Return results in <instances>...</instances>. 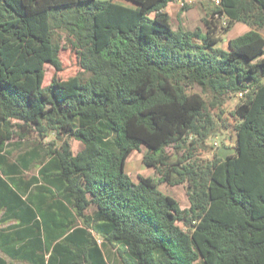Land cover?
<instances>
[{"label": "trees", "instance_id": "1", "mask_svg": "<svg viewBox=\"0 0 264 264\" xmlns=\"http://www.w3.org/2000/svg\"><path fill=\"white\" fill-rule=\"evenodd\" d=\"M171 1L0 0V209L6 189L25 224L42 216L0 228V264H264V0H203L206 31L175 29ZM237 22L253 28L219 46ZM60 31L87 77L45 85L47 64L62 70ZM239 93L234 151L203 158L213 108ZM53 135L25 152L41 168L23 201L3 153ZM143 146L155 174L134 180Z\"/></svg>", "mask_w": 264, "mask_h": 264}, {"label": "rangeland", "instance_id": "2", "mask_svg": "<svg viewBox=\"0 0 264 264\" xmlns=\"http://www.w3.org/2000/svg\"><path fill=\"white\" fill-rule=\"evenodd\" d=\"M233 28L234 27L232 26L228 31L220 33L221 41L218 44L219 46L225 47V48L229 47V45L223 42V39L224 37L229 36V34L232 35L233 33H235ZM56 39L60 43V46H61L60 58L62 61V70L57 71L53 66L47 64L46 65V69H47L46 78H45L44 84L48 85L51 82L55 74L62 80L71 79L76 76H82L83 78H86L87 75L85 74L81 66L80 55L78 53V49L74 45V38L70 36L69 34H67V32L60 31L56 34ZM197 90L201 91L200 88H197ZM240 98L241 96H239V94L233 95L225 103L224 106L220 108H213L212 112L216 117L218 129H217V132L208 139L207 148L201 152V156L203 158L212 159L214 157V154L216 152H219L221 147H227V148L234 147V143H235L234 140L236 136L234 126L236 123V119L232 113L237 103L239 102ZM220 116H222V118H220ZM53 138H54V135L48 136L47 142ZM215 141H218L220 143V146L217 148L214 146ZM29 144H31V142L26 141L25 147ZM71 145H72L74 152L76 153L77 151L81 149V147L83 146V143L82 141L78 139H71ZM23 146H24V142H23ZM146 149H147L146 146H143L141 151L133 152L127 160L128 166L126 165V170L134 180H137L138 176L142 175L141 173L138 172V169L141 170L144 174H148V172H152L153 174H155L152 167H149L142 163L137 166V161L135 160L136 157L141 155L140 158H142V155L144 151H146ZM169 150H170V153H174V151H176V149L172 147L169 148ZM36 170H37V167H34L32 171H30L29 175H31L32 173H35ZM160 185L163 190L177 196L184 205L189 203L185 185L181 184V185L172 187L164 182H162ZM109 261L111 264H115V261L110 260V258H109Z\"/></svg>", "mask_w": 264, "mask_h": 264}, {"label": "crops", "instance_id": "3", "mask_svg": "<svg viewBox=\"0 0 264 264\" xmlns=\"http://www.w3.org/2000/svg\"><path fill=\"white\" fill-rule=\"evenodd\" d=\"M183 5H185V6H183ZM203 6H208L207 4L203 3V0H173L168 4V6L165 8V10L170 14L171 22H172L173 27L175 29L178 30L179 28H183L185 30H194L197 27H201V28H203L204 31H206V27L202 21V16H203L202 8H203ZM233 27H234L233 30L235 33H233L232 35L229 34V36L224 37V39H223V42L227 45H229V43L232 39L237 38L240 35H243L244 33L248 32L249 30H251L253 28V27H251L245 23H241V22L235 23ZM225 41H227V42H225ZM23 142H24V146H23ZM25 142H26L25 140L15 139L11 142L10 145L7 146L9 153H6V154H5V152L3 153V156L4 155L7 156L9 162H15L19 165V173H18L19 175L17 178L21 181L22 184H21V188H18L17 193L23 199V201H25V199L27 197L25 194V187H24L25 183L24 182L26 180L30 181L32 177L39 176L40 175L39 169L41 168V164L35 162L32 165V168L30 170H26L25 169V152L29 151L31 148L34 149L35 147L36 148L38 147V149H40V151H42V154H43L44 149H45L43 147L47 143V138L43 139L42 141H39V142H33V143L27 145L26 147H25ZM18 150H19V152H18ZM19 157L24 158V164L19 163ZM140 157H141V155L136 157V159H135L137 161V166L141 163L146 165L143 161V156H142V158H140ZM5 160H6V158H5ZM34 167H37V170L35 171V173H32L31 175H29L30 171H32V169ZM138 172L144 176H149V175L153 174L152 172H148V174H144L139 169H138ZM40 183H42V182H40ZM3 192H4L3 199H5L4 200L5 204L0 209V228L3 226L9 227L10 225H17V224H22V225L29 227V226L36 225V224L40 223V221H42L41 213L39 211H37L36 216L33 217L30 224L29 223L25 224L24 223L25 222L24 216L21 212V206L23 204L20 202H14L13 204H10L8 201L6 189H4ZM63 204L67 205V202L65 200H63ZM11 205H15V206H17V208L9 207ZM34 208H35V210H37L35 206H34ZM7 210H11L10 213L7 214ZM25 226L14 227V228H11L9 231L19 230V229L24 228ZM98 241L100 243V239ZM1 255H3V257H5V258L11 260V258L7 254L1 252ZM109 258L110 257L108 256L107 257L108 261H109ZM16 262H19V261L16 260Z\"/></svg>", "mask_w": 264, "mask_h": 264}, {"label": "water", "instance_id": "4", "mask_svg": "<svg viewBox=\"0 0 264 264\" xmlns=\"http://www.w3.org/2000/svg\"><path fill=\"white\" fill-rule=\"evenodd\" d=\"M234 149H229L227 147H221L219 150V154L223 157L226 158L228 154L232 153Z\"/></svg>", "mask_w": 264, "mask_h": 264}, {"label": "built area", "instance_id": "5", "mask_svg": "<svg viewBox=\"0 0 264 264\" xmlns=\"http://www.w3.org/2000/svg\"><path fill=\"white\" fill-rule=\"evenodd\" d=\"M216 3H220V0H216ZM239 95H242V93H240ZM218 142H215V146H218Z\"/></svg>", "mask_w": 264, "mask_h": 264}, {"label": "clouds", "instance_id": "6", "mask_svg": "<svg viewBox=\"0 0 264 264\" xmlns=\"http://www.w3.org/2000/svg\"><path fill=\"white\" fill-rule=\"evenodd\" d=\"M215 2H216V0H215ZM217 4H219V3H217ZM225 23V22H224ZM240 94V93H239ZM239 96H241V95H239ZM215 142H218V141H215ZM219 143V142H218ZM214 146H215V143H214ZM220 146V143L218 144V146H215L216 148L217 147H219ZM229 148V147H228ZM229 149H231V148H229Z\"/></svg>", "mask_w": 264, "mask_h": 264}]
</instances>
